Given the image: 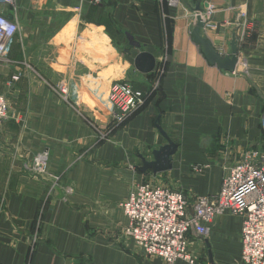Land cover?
Listing matches in <instances>:
<instances>
[{"label": "crops", "instance_id": "obj_1", "mask_svg": "<svg viewBox=\"0 0 264 264\" xmlns=\"http://www.w3.org/2000/svg\"><path fill=\"white\" fill-rule=\"evenodd\" d=\"M94 1L18 0L15 64L0 65L9 105L0 127V264H164L123 236L127 219L118 204L131 187L150 180L183 191L191 205L218 192L225 164L264 150V0H179L173 7L166 0ZM197 4L213 9L214 26L203 34L220 53H230L235 33L234 72L210 65L193 42ZM245 20L251 35L242 43ZM140 50L153 55L158 71L135 68ZM18 71L22 77L10 82ZM154 80L157 95L116 125L111 82L147 91ZM157 125L177 144L172 168L141 173L139 155L151 159L165 144ZM43 150L49 172L60 176L51 190L49 180L23 168ZM194 165L207 166L195 174ZM240 227V217L226 212L205 237L190 228L194 264H209V253L216 264H242Z\"/></svg>", "mask_w": 264, "mask_h": 264}, {"label": "built area", "instance_id": "obj_2", "mask_svg": "<svg viewBox=\"0 0 264 264\" xmlns=\"http://www.w3.org/2000/svg\"><path fill=\"white\" fill-rule=\"evenodd\" d=\"M95 0L94 2H98ZM179 0H166L169 7ZM18 0H0V65L10 66L15 62L10 52L19 37ZM199 14L204 28L214 26L210 22L213 9L203 8ZM238 38L244 43L251 35L248 21L238 25ZM18 63V62H17ZM20 64L28 66L26 62ZM158 71L157 67L154 69ZM23 73L10 76V82H17ZM154 80L147 91L134 88L127 82L112 81L107 91V101L112 120L121 124L143 107L149 97L158 90ZM9 105L0 94V127L8 118ZM264 127V120L262 123ZM49 153L38 151L24 162V171L32 178L50 181V190L60 183V176L48 170ZM207 165H194L192 172L200 174ZM220 188L213 195L196 196L189 205L188 197L181 190H174L146 180L135 183L125 200L118 206L127 222L123 236L139 249L144 257H158L164 264H175L178 260L194 264V256L188 251L187 232L190 228L201 237L207 236L209 224L223 213H232L241 219L240 262L242 264H264V150L249 149L234 163L223 166ZM65 194L69 186H62ZM65 200V197L62 198ZM190 208V210H189ZM35 239H32V243Z\"/></svg>", "mask_w": 264, "mask_h": 264}, {"label": "water", "instance_id": "obj_3", "mask_svg": "<svg viewBox=\"0 0 264 264\" xmlns=\"http://www.w3.org/2000/svg\"><path fill=\"white\" fill-rule=\"evenodd\" d=\"M203 9L199 4L196 5L194 11L201 12ZM204 22L199 14L196 15L195 23L191 29V37L195 44H197L205 57L206 61L210 65H214L217 68L234 72L237 63V53L239 50L238 40L235 33L232 34L231 41L229 43L230 53L224 55L220 53L212 44V42L203 34ZM128 40V45L140 49V44L134 40V38L125 33ZM135 68L142 73H150L155 67V59L153 55L147 51L140 50L134 57ZM160 133L165 139V144L161 145L157 149L151 151V159H146L144 156L139 155L140 165L136 166V169L141 173L150 171L153 174L168 171L172 168V158L177 150V144L170 139L157 125ZM209 264L214 263L211 254L208 256Z\"/></svg>", "mask_w": 264, "mask_h": 264}, {"label": "trees", "instance_id": "obj_4", "mask_svg": "<svg viewBox=\"0 0 264 264\" xmlns=\"http://www.w3.org/2000/svg\"><path fill=\"white\" fill-rule=\"evenodd\" d=\"M157 92H158V91H156L154 94H152V95L149 97V99H151V98H153L154 96H156V95H157ZM149 99H148V100H149ZM148 100H147V101H148ZM147 101H146V102H147Z\"/></svg>", "mask_w": 264, "mask_h": 264}]
</instances>
